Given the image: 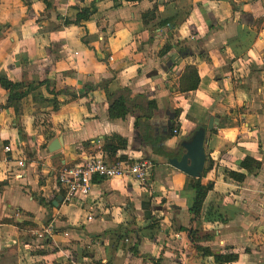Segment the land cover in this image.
I'll list each match as a JSON object with an SVG mask.
<instances>
[{
  "label": "crops",
  "instance_id": "obj_1",
  "mask_svg": "<svg viewBox=\"0 0 264 264\" xmlns=\"http://www.w3.org/2000/svg\"><path fill=\"white\" fill-rule=\"evenodd\" d=\"M188 68L199 83L183 91ZM1 76L33 88L11 104L0 85V264H212L197 247L230 248L238 259L228 264H264V0H0ZM103 81L156 102L142 122L171 156L218 118L199 178L211 188L196 214L193 177L141 141L140 110L108 117ZM113 135L126 141L114 154ZM99 153L148 159L146 183L94 177L88 196L54 204L59 168ZM245 156L260 167L241 168ZM212 205L227 220L205 221Z\"/></svg>",
  "mask_w": 264,
  "mask_h": 264
},
{
  "label": "trees",
  "instance_id": "obj_2",
  "mask_svg": "<svg viewBox=\"0 0 264 264\" xmlns=\"http://www.w3.org/2000/svg\"><path fill=\"white\" fill-rule=\"evenodd\" d=\"M46 1V0H45ZM90 14L89 10H84L79 12L76 17V23H78L81 19H85ZM182 90L189 91L195 89L199 83V77L194 68H188L184 76L182 77ZM0 85L2 88L8 91V102L14 104L16 101H19L27 91L32 86H28L24 88V85L19 82H13L8 80L6 77H0ZM99 86L105 90L106 98H107V112L108 117L110 119H122L125 118L126 115L132 111V109H138L141 112V115L136 117L134 127L136 128L137 134L142 142L146 145L150 146L152 151L159 155H164L166 157H170L171 154L166 150V148L160 144L159 136H156L151 128V126L146 122L148 119L152 117V112L156 109V102L154 100H144L142 95H132V91L128 88L121 89L116 92H109L107 89V81H103L99 84ZM96 88L94 85H88L84 89L85 91H92ZM53 92V90L51 91ZM71 97H74L71 96ZM145 103V106L144 104ZM55 104V103H54ZM55 107L57 105L55 104ZM142 118L146 119L145 122H142ZM175 122H172V128L170 135H172V131L175 128ZM214 130L212 129V132ZM106 141L108 140L109 144L105 146V149L108 152L114 154L118 149L126 147V141L117 135H113L111 137H105ZM43 146L39 147L42 148ZM261 163L256 159L245 156L244 159L240 163V167L245 169L247 172L251 171L253 168H259ZM228 177L236 180L243 181L245 178V174L236 172V171H228ZM191 184L190 187L194 190V197L192 199V203L190 206V212L196 214L202 207L204 199L206 197V193L211 188V185L202 184L199 178H190ZM187 186V185H186ZM213 187V185H212ZM205 221H221L224 222V212L222 208L216 205H212V207L207 208L204 214ZM192 231L190 232V236H192ZM197 250L203 253L204 256H212V264H228L236 261L238 259V254L233 252L230 248L225 249L221 253H213L209 250L203 249L202 247H197ZM210 264V263H205Z\"/></svg>",
  "mask_w": 264,
  "mask_h": 264
},
{
  "label": "built area",
  "instance_id": "obj_3",
  "mask_svg": "<svg viewBox=\"0 0 264 264\" xmlns=\"http://www.w3.org/2000/svg\"><path fill=\"white\" fill-rule=\"evenodd\" d=\"M179 129L174 128L172 133L178 134ZM6 152H11L10 146L4 147ZM18 166H23L24 161L19 159ZM151 169V162L146 158L134 159L132 157L115 158L111 161L104 159V156L93 154L72 165H65L57 172L58 191L62 196V202L73 203L75 200H82L90 193L93 185V178H132L140 185L146 183ZM90 219V217H89ZM47 231L51 230L48 226Z\"/></svg>",
  "mask_w": 264,
  "mask_h": 264
},
{
  "label": "water",
  "instance_id": "obj_4",
  "mask_svg": "<svg viewBox=\"0 0 264 264\" xmlns=\"http://www.w3.org/2000/svg\"><path fill=\"white\" fill-rule=\"evenodd\" d=\"M173 118L174 116L172 114L166 124L168 131H171V121ZM217 119V117L210 116L206 126H198L188 138L182 140L180 142V147L182 148L183 152L179 154L177 151L174 156L169 157V164L177 168L178 170L184 172L190 177L200 178L206 161V154L204 149L206 131L211 130L214 127V124L216 123ZM165 139V135L160 136L161 142ZM61 142V136L55 138L48 147L49 151H54L60 148ZM61 200L62 196L59 195L53 203L57 204L58 201Z\"/></svg>",
  "mask_w": 264,
  "mask_h": 264
},
{
  "label": "rangeland",
  "instance_id": "obj_5",
  "mask_svg": "<svg viewBox=\"0 0 264 264\" xmlns=\"http://www.w3.org/2000/svg\"><path fill=\"white\" fill-rule=\"evenodd\" d=\"M212 185H213V184H212ZM220 200H221V199H220ZM226 216H227V215H225V213H224V218H225V219H226ZM226 220H227V219H226ZM215 222H221V221H215Z\"/></svg>",
  "mask_w": 264,
  "mask_h": 264
}]
</instances>
